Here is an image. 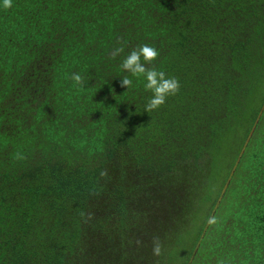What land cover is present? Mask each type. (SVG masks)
Returning a JSON list of instances; mask_svg holds the SVG:
<instances>
[{"label":"trees","instance_id":"obj_1","mask_svg":"<svg viewBox=\"0 0 264 264\" xmlns=\"http://www.w3.org/2000/svg\"><path fill=\"white\" fill-rule=\"evenodd\" d=\"M144 44L180 85L148 113L143 79L120 84ZM181 255L264 264V0L0 8V264Z\"/></svg>","mask_w":264,"mask_h":264},{"label":"clouds","instance_id":"obj_2","mask_svg":"<svg viewBox=\"0 0 264 264\" xmlns=\"http://www.w3.org/2000/svg\"><path fill=\"white\" fill-rule=\"evenodd\" d=\"M13 7V0H0V8L4 10ZM123 48H117L112 52V57L115 58ZM159 56L158 50L150 45L144 44L135 48L128 53L120 65L121 69L129 73L130 76L120 77L121 87H126V91H130L135 87L133 79H143L144 88L151 92V96L144 105V112H151L159 109L165 104L166 99L175 95L179 90V81L175 77H168L164 71L157 70L155 67L147 65L155 61ZM72 81L77 87H84V77L79 73H73ZM209 224L215 223V219H209ZM161 253V245L158 240L153 241V254L159 256Z\"/></svg>","mask_w":264,"mask_h":264},{"label":"rangeland","instance_id":"obj_3","mask_svg":"<svg viewBox=\"0 0 264 264\" xmlns=\"http://www.w3.org/2000/svg\"><path fill=\"white\" fill-rule=\"evenodd\" d=\"M232 155V150L231 151H229L228 153H227V159L229 160L230 159V156ZM182 255H181V257L177 260V262H175L176 264H180L181 263V261H182Z\"/></svg>","mask_w":264,"mask_h":264}]
</instances>
